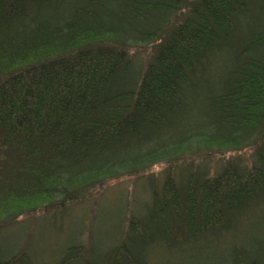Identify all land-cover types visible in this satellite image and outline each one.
I'll list each match as a JSON object with an SVG mask.
<instances>
[{
	"label": "trees",
	"instance_id": "trees-1",
	"mask_svg": "<svg viewBox=\"0 0 264 264\" xmlns=\"http://www.w3.org/2000/svg\"><path fill=\"white\" fill-rule=\"evenodd\" d=\"M155 166L124 236L54 264H264V0H0V231Z\"/></svg>",
	"mask_w": 264,
	"mask_h": 264
},
{
	"label": "rangeland",
	"instance_id": "rangeland-1",
	"mask_svg": "<svg viewBox=\"0 0 264 264\" xmlns=\"http://www.w3.org/2000/svg\"><path fill=\"white\" fill-rule=\"evenodd\" d=\"M151 46L129 51L133 71L145 65L149 59ZM198 127L193 121L187 122L182 125L181 132L195 133ZM225 150L228 153L220 155L222 161H228L235 156L247 159L252 154V149L235 152L231 149ZM218 164L219 161L215 163V166ZM208 165L211 164L208 163ZM164 168L165 166L152 167L139 180L137 179L138 181L136 178H124L108 184L106 188H100L97 195L93 194L96 198L99 197L96 207L92 204L94 202L89 200L78 206L68 207L62 213H42L36 221L33 218L16 221L0 231V247L3 252H9L25 245L36 264L58 262L68 245L83 243L87 236H91V245L105 248L104 245L114 243L116 238L125 235L123 228L127 229L128 224L125 216L127 217L132 212L136 213L138 210L143 211L147 207L150 189L144 186L145 179L151 176L160 179ZM179 178L180 176L176 175L175 179L181 186L182 178ZM1 212L0 210V214ZM155 254L156 263L160 262V264H178L182 259L178 252L160 251L159 254Z\"/></svg>",
	"mask_w": 264,
	"mask_h": 264
},
{
	"label": "bare ground",
	"instance_id": "bare-ground-1",
	"mask_svg": "<svg viewBox=\"0 0 264 264\" xmlns=\"http://www.w3.org/2000/svg\"><path fill=\"white\" fill-rule=\"evenodd\" d=\"M196 160L198 161V159H194L195 162H197ZM204 163H206V162H204ZM207 163H210L211 166H214L215 161L209 159V160H207ZM179 176H180V178H182V183H183L184 185H186V183L188 182V181H186V174L182 173V174H179ZM183 176H184V179H183ZM180 178H179V179H180ZM183 184H182V185H183ZM178 187L181 188L180 185H179ZM55 212H60V213H62V211H61L60 209H57V210H54V211H53V213H55ZM253 213H255V212H253Z\"/></svg>",
	"mask_w": 264,
	"mask_h": 264
}]
</instances>
